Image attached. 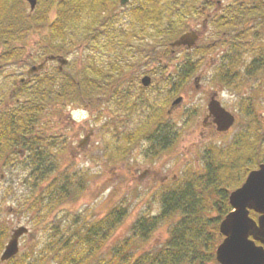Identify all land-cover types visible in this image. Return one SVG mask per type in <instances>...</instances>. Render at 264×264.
I'll return each instance as SVG.
<instances>
[{
	"label": "trees",
	"instance_id": "trees-1",
	"mask_svg": "<svg viewBox=\"0 0 264 264\" xmlns=\"http://www.w3.org/2000/svg\"><path fill=\"white\" fill-rule=\"evenodd\" d=\"M119 5L120 0H38L37 7L29 11L26 0H0V63L20 60L32 34L39 36L33 44L35 52L27 56L31 63L49 53L66 55L78 44L91 50L85 55L80 73L68 74L56 68L54 74H36L32 85L18 89L19 95L24 96L20 103L0 108V154L5 146L26 149V158L30 159L26 182L32 191L31 205L42 215L50 214L66 201L77 200L88 185L87 173L60 167L67 137L51 115H63L71 100L99 105L106 91L107 99H113L125 112L148 107L149 97L142 98L140 104L130 101L135 79L128 72L142 59L155 62L158 49L166 50L163 56L169 54L170 42L189 28V17L202 16L204 9L217 3L139 0L130 8L128 22L116 13ZM257 6L264 7V0H232L210 17L217 31L231 34L229 54L217 64L212 77L220 86H232L239 80L235 66L243 58V41L234 40V30L239 23L242 34L255 29L251 18ZM187 56L172 74H166V64L159 62L155 72L160 78L155 74L158 82L151 85L161 93L155 112L129 131L114 129L110 141L114 163L124 160L142 139L149 143L148 154L157 157L178 143L182 129L168 118L165 109L200 68L202 60L192 62L189 52ZM262 64L256 60L249 69ZM4 96L0 93V106ZM137 99H141L140 94ZM246 108L245 125L228 143L205 145L202 170L188 166L160 185L158 213L141 214L132 222L131 233L117 238L115 232L129 215L124 201L113 204L102 217L80 219L47 249L58 257L56 264H220L216 248L223 238L220 221L232 209L229 194L264 161V120L251 104ZM251 214L257 216L254 211ZM165 223L170 224L168 237L149 246L154 232ZM6 236L5 231L0 233V251Z\"/></svg>",
	"mask_w": 264,
	"mask_h": 264
},
{
	"label": "rangeland",
	"instance_id": "rangeland-1",
	"mask_svg": "<svg viewBox=\"0 0 264 264\" xmlns=\"http://www.w3.org/2000/svg\"><path fill=\"white\" fill-rule=\"evenodd\" d=\"M138 1L132 0L125 6L117 7L116 13L124 22H128L130 19L129 10ZM231 1L222 0V3L227 5ZM26 3L30 11L27 0ZM50 14L54 16L55 12H50ZM212 30L213 24L210 22L203 41L210 42L212 40L210 35ZM242 33L240 32L239 37L243 41L241 43L243 58L235 66V74H238L239 80H235L232 86L224 87L212 80L217 66L214 65L212 58L216 53L212 52L211 55L209 53L213 50L224 51V45L227 47L228 44L225 41L224 45L220 43L211 47L206 59L202 60L199 70L192 74L185 89L181 91L180 94L184 96L182 103L170 114H167L168 118L182 129L181 137L173 148L158 157L153 153L148 154L146 139H142L124 160L114 163L110 157L113 150L110 141L114 138L115 128L118 127L116 130L118 132L129 131L138 123H143L145 118L154 114L161 93L152 86L145 90L142 97H149V106H140L136 111L125 112L117 107L118 105L116 102L114 103L113 99H107L109 92L106 91L101 97L99 105L91 102H78L74 106L75 108L68 105L64 109L63 115L53 117L55 122H60V131L67 137L66 148L61 154L63 158L60 167L62 170L77 169L79 174L87 173V189L77 200L66 201L50 214L42 215L31 205L33 199L31 198V187L26 182L28 180L26 177L27 168L8 167L3 170L5 179L0 184V233L2 231L7 233L4 244L10 238L13 228L19 225H27L31 231L21 237L20 252L7 262L0 261V264H15L17 262L25 264L26 261L27 264H56L58 257L54 253L50 254L47 249L57 241L58 235L68 232L80 219L93 220L104 216L107 210L119 201H124L128 206L129 215L115 232L114 237L129 235L131 224L137 217L145 212L158 213L160 211L161 203L157 196V190L163 182L178 176L188 166L202 170L205 145L209 142L226 144L233 138L235 132L245 125L248 118L246 107L249 104L256 110L259 118L264 120V64L260 68L255 66L254 69H249V66L252 63L255 64L256 60L264 62V59H256V57L264 58V30L252 29L248 35ZM38 36L37 34L30 36L29 44L20 60L4 63L0 72V93L5 96L2 97L4 101L0 108L7 103L15 104L16 97L24 99V96L19 95L20 91L14 98H10L9 94L16 87L15 83L18 78L26 75L24 71L29 69L32 60L27 59V56L35 52L36 48L33 44L38 40ZM240 39H236V41L240 42ZM80 47L69 58L75 64L79 63L80 66H83L85 55L90 48ZM187 55V52L180 50L176 53V57L163 58L161 62L166 64V74L174 73L178 64L183 60V56L188 58ZM100 56L103 55L100 54ZM25 60L28 63H25ZM56 64V61L50 62V65ZM158 67L160 65L157 59L155 62L142 59L128 73L133 74L132 77L135 79L136 74L142 75L146 70H149L150 72L147 74L152 76L153 84L155 82L157 84L160 74L155 70ZM70 70L73 71L71 68ZM137 88L138 84L135 80L131 86L134 96L130 101L140 104L142 98L137 99V95L140 94V90ZM214 92H218L217 97L222 104L236 115L235 125L227 132L217 131L214 123H210L211 119L205 120L208 114V102ZM180 94L171 98L165 109V114L168 112L172 100ZM85 138H87L86 142L83 141ZM169 228L170 224H162L154 232L148 245H158L164 242L169 235Z\"/></svg>",
	"mask_w": 264,
	"mask_h": 264
},
{
	"label": "water",
	"instance_id": "water-1",
	"mask_svg": "<svg viewBox=\"0 0 264 264\" xmlns=\"http://www.w3.org/2000/svg\"><path fill=\"white\" fill-rule=\"evenodd\" d=\"M28 1L33 10L37 0ZM130 1L120 0L122 5ZM197 40V32L188 30L172 41L171 45L189 48L195 46ZM50 59H57L62 65L68 62V58L63 55L49 54L43 62L32 66L29 73L42 69L45 62ZM142 81L145 86H148L151 83V76L145 75ZM182 100L183 96L175 98L169 112ZM208 109L209 114L206 119L212 117L218 131L225 132L232 128L236 116L223 106L217 98V92L212 94ZM229 201L232 209L222 218L219 226L223 239L216 248L218 262L220 264H264V162L252 169L245 181L231 191ZM252 210L258 214L257 218L251 215ZM28 231L29 228L25 225H20L13 230L1 254V261L4 262L19 252L20 237Z\"/></svg>",
	"mask_w": 264,
	"mask_h": 264
},
{
	"label": "flooded vegetation",
	"instance_id": "flooded-vegetation-1",
	"mask_svg": "<svg viewBox=\"0 0 264 264\" xmlns=\"http://www.w3.org/2000/svg\"><path fill=\"white\" fill-rule=\"evenodd\" d=\"M216 3H217V5H214L211 7L212 10L204 9L205 15L189 17V28L188 29L189 30H195L198 34V40H197V43L195 44V46L189 47V48L187 46H180L177 48H173L170 46L169 51H168L169 54H167L166 56H163V54L166 52V50L163 52L161 49H158L157 53L155 55L156 59L159 62H161L162 59L165 57H172V58L176 57V53L180 50H183L184 52H187V53L189 52V61H192V62L197 61L198 62L200 60L206 59L208 52L211 51V47L217 46L220 43H222V45H224V44H226L225 41H227L228 46L226 47V45H224V47H225L224 51L223 50L222 51L213 50L209 53V55H211L212 52L216 53L212 58L214 65L215 64L217 65L220 61H222L226 57V55L229 54V49L231 46L230 45V42H231L230 32H226V31L219 32L213 26V30L210 33V35L212 36V40L210 42L203 41L204 36L207 32L208 26L210 25V17L214 13H220L224 9V4L222 3V0H217ZM253 9L255 12V16L252 17L251 19L254 23V26L256 25L255 29L264 30V7H258L257 6V7H254ZM201 26H202V28H200ZM237 28L238 29L234 30V38L240 39V37H239V34L241 32V24L240 23L237 24ZM80 46H81L80 44L74 46V48L69 50L66 55L67 56L72 55L73 52H75L76 50L81 48ZM80 58H81V56H80ZM185 59H186V57L184 58V56H183V60L181 62H183ZM51 61H56L57 64L56 65H50ZM51 61L46 62L44 69L42 71H34L31 74L29 73V69L26 70V72L24 71V74H26V75L20 76L18 78V81L15 83L16 87L13 88L9 94L10 98H14L17 96L18 89L24 90L25 89L24 86L27 87V86L32 85V83H34V81H35V79H34L35 74H40L41 72H44L43 74H45V75L54 74L56 72V68L58 70H60L61 72L63 71V72H66L68 74H74V72H75V74L78 72L80 73L81 66L79 65V63H77L78 64L77 65V64H75L74 61L69 60L67 64H65L61 67V65L59 64V62L57 60H51ZM68 67L73 69L74 72L72 70H70V68L67 69ZM216 67H215V69H216ZM146 74L147 73H145V72L142 75L136 74L137 76L135 77L136 83L138 84L137 89L140 90L141 98L144 96L145 90L150 88V86L146 87L142 83V78ZM127 75H133V74H127ZM152 84H153V80H152ZM21 101H22V99L20 97H18V98L16 97L15 98V102H16L15 104L7 103L6 106H14L17 103H20ZM9 104H11V105H9ZM68 105L71 106V108H75L74 106L76 105V101L71 100L70 102H68L67 106ZM59 106L61 107V104ZM141 121H143V120H141ZM2 123L3 122L0 119V127H1ZM1 139H2V136L0 134V148H1V146H3L1 143ZM86 140H87V138H85L83 141L86 142ZM27 155H28V153H27L26 149L19 148L16 146H14L12 148L5 146V150L2 151V153L0 154V184L5 179V173L3 172V170L7 169L8 167L24 169V167L26 168L27 166L30 165V159L26 158ZM14 229L15 228H13V230ZM24 235H26V234H24ZM24 235H22V236H24ZM4 247H5V244H4ZM4 247H3V249H4ZM0 255H1V253H0Z\"/></svg>",
	"mask_w": 264,
	"mask_h": 264
}]
</instances>
